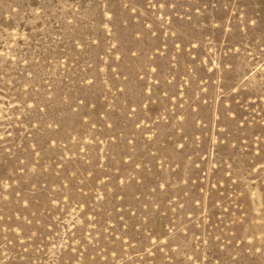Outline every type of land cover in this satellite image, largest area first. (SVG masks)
Wrapping results in <instances>:
<instances>
[{
    "label": "rangeland",
    "instance_id": "374dc122",
    "mask_svg": "<svg viewBox=\"0 0 264 264\" xmlns=\"http://www.w3.org/2000/svg\"><path fill=\"white\" fill-rule=\"evenodd\" d=\"M0 264H264V0H0Z\"/></svg>",
    "mask_w": 264,
    "mask_h": 264
},
{
    "label": "snow or ice",
    "instance_id": "6c2138e0",
    "mask_svg": "<svg viewBox=\"0 0 264 264\" xmlns=\"http://www.w3.org/2000/svg\"><path fill=\"white\" fill-rule=\"evenodd\" d=\"M161 6H163V5H161ZM154 243V242H153Z\"/></svg>",
    "mask_w": 264,
    "mask_h": 264
}]
</instances>
